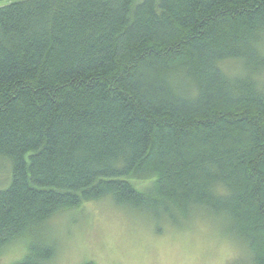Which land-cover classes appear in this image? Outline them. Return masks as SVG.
Here are the masks:
<instances>
[{
	"label": "trees",
	"instance_id": "obj_1",
	"mask_svg": "<svg viewBox=\"0 0 264 264\" xmlns=\"http://www.w3.org/2000/svg\"><path fill=\"white\" fill-rule=\"evenodd\" d=\"M4 3L0 254L47 264L48 220L109 200L210 218L264 264V0Z\"/></svg>",
	"mask_w": 264,
	"mask_h": 264
},
{
	"label": "rangeland",
	"instance_id": "obj_2",
	"mask_svg": "<svg viewBox=\"0 0 264 264\" xmlns=\"http://www.w3.org/2000/svg\"><path fill=\"white\" fill-rule=\"evenodd\" d=\"M9 174L7 161L0 159V189ZM39 235L52 254L47 264H249L245 248L222 235L210 218L192 214L173 224L163 213L119 209L109 200L52 216ZM29 244H11L0 264L21 261Z\"/></svg>",
	"mask_w": 264,
	"mask_h": 264
},
{
	"label": "bare ground",
	"instance_id": "obj_3",
	"mask_svg": "<svg viewBox=\"0 0 264 264\" xmlns=\"http://www.w3.org/2000/svg\"><path fill=\"white\" fill-rule=\"evenodd\" d=\"M171 220V219H170Z\"/></svg>",
	"mask_w": 264,
	"mask_h": 264
}]
</instances>
